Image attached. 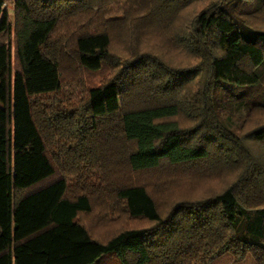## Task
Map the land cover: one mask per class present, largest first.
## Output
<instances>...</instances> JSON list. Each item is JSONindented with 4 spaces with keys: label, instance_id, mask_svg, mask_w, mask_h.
I'll return each instance as SVG.
<instances>
[{
    "label": "trees",
    "instance_id": "trees-1",
    "mask_svg": "<svg viewBox=\"0 0 264 264\" xmlns=\"http://www.w3.org/2000/svg\"><path fill=\"white\" fill-rule=\"evenodd\" d=\"M12 15L0 0V264H264V123L229 124L264 114V0H13ZM142 173L229 177L161 211ZM98 190L143 225L89 233Z\"/></svg>",
    "mask_w": 264,
    "mask_h": 264
},
{
    "label": "rangeland",
    "instance_id": "rangeland-1",
    "mask_svg": "<svg viewBox=\"0 0 264 264\" xmlns=\"http://www.w3.org/2000/svg\"><path fill=\"white\" fill-rule=\"evenodd\" d=\"M5 5L9 11V17L12 20V6L13 0H5ZM121 6L116 5L113 11H117ZM259 21V19H254ZM70 24V23H69ZM72 26V25H71ZM62 29V28H61ZM64 29H68L64 27ZM113 45H117V42H113ZM114 47V46H113ZM167 58L172 62L177 64H184L188 62V59L184 55L177 53L175 51H167ZM101 78H97V82H100ZM76 83L79 86L78 91L76 92V101L84 99V92L86 87L89 86L90 81H88L86 76H81L76 79ZM3 106V103H0V107ZM251 115V116H250ZM248 114L247 109L241 108L239 111L233 112L230 116V127L236 133L244 132L250 129L255 125L257 121L264 123V114L259 115L258 112ZM128 176V173L125 174V177ZM150 173H142L138 177L139 181L145 182L148 191L155 198L158 207L161 211L165 209L166 203L174 198H190L192 196H197L204 192H211L218 190L224 184V181L228 179L229 175H223L219 178L213 179H196L189 178L187 180H176L172 178H167L164 176L163 183L154 184L151 179ZM132 178V179H135ZM155 178V176H154ZM119 179V177H118ZM72 188V187H71ZM99 190L91 194L92 197V209L89 213L82 214L79 217L81 223L87 228L89 233L97 234L98 237H106L111 235L118 229L123 227L131 226H141L143 225L140 222H129L126 219L125 212L122 210L120 203L116 201L113 196H103L99 195ZM116 261L113 259L108 261L105 264H115ZM104 264V263H103ZM210 264H255L253 257L250 254L244 256L241 260H233L230 254H223L218 259L212 261Z\"/></svg>",
    "mask_w": 264,
    "mask_h": 264
}]
</instances>
